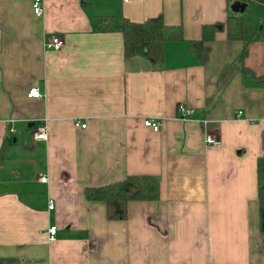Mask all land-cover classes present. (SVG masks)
Instances as JSON below:
<instances>
[{"label":"crops","instance_id":"1","mask_svg":"<svg viewBox=\"0 0 264 264\" xmlns=\"http://www.w3.org/2000/svg\"><path fill=\"white\" fill-rule=\"evenodd\" d=\"M33 1L0 0V264H264V4L40 0L36 16ZM231 15L244 16L241 37L217 31L190 49L204 25ZM156 16L184 37L165 43L160 69L125 58L119 28L96 27ZM56 36L62 47L47 48ZM32 86L44 96L28 98ZM179 103L193 109L187 120ZM42 125L47 139L34 138ZM207 133L220 143L207 145ZM128 175L156 178L158 197L110 220L84 190Z\"/></svg>","mask_w":264,"mask_h":264},{"label":"trees","instance_id":"2","mask_svg":"<svg viewBox=\"0 0 264 264\" xmlns=\"http://www.w3.org/2000/svg\"><path fill=\"white\" fill-rule=\"evenodd\" d=\"M254 2L264 4V0H247L246 8ZM243 15H231L224 22H214L202 27V37L189 42L190 49L199 53L201 42L211 38L217 31H225L229 38H239L243 34ZM113 18L103 17L96 27L102 30L120 29L123 37V54L125 58L141 56L147 59L152 67L160 69L164 62V45L167 41L184 39L181 25L164 22L161 16L150 17L136 22L120 18L119 24ZM244 48L238 61L245 55ZM243 72L249 70L241 65ZM257 195L259 227L264 232V153L257 158ZM84 194L87 200L103 201L106 205V216L110 220H124L127 216V205L133 200H152L159 194V183L149 175H128L120 180L98 187H86Z\"/></svg>","mask_w":264,"mask_h":264},{"label":"built area","instance_id":"3","mask_svg":"<svg viewBox=\"0 0 264 264\" xmlns=\"http://www.w3.org/2000/svg\"><path fill=\"white\" fill-rule=\"evenodd\" d=\"M130 1V0H124ZM32 10L36 16H41L43 13V7L40 0H34L32 3ZM63 41L59 36L53 37L52 41L47 44V48H51L54 50H58L62 47ZM26 96L28 98L40 99L44 96V93L39 89L38 86H32L28 89ZM177 112L179 113V118L181 120H187L193 113V109L187 105L179 103L177 105ZM240 113V112H239ZM144 126L150 127L153 130H158L160 127V122L154 118L147 117L143 120ZM81 127H85V123H80ZM33 137L36 139H47V130L46 126H40L36 131L33 132ZM205 143L207 145H217L220 143V140L216 138L214 135L207 133L205 135ZM38 180L41 182H48V175L45 173H41L38 175ZM54 201L50 199L48 202V209H53ZM49 234L50 240L54 238V234L56 232V226H50L47 230Z\"/></svg>","mask_w":264,"mask_h":264},{"label":"water","instance_id":"4","mask_svg":"<svg viewBox=\"0 0 264 264\" xmlns=\"http://www.w3.org/2000/svg\"><path fill=\"white\" fill-rule=\"evenodd\" d=\"M245 7H246V4L245 3H238V4L235 5V7L233 8V10L235 12H243L244 9H245Z\"/></svg>","mask_w":264,"mask_h":264}]
</instances>
